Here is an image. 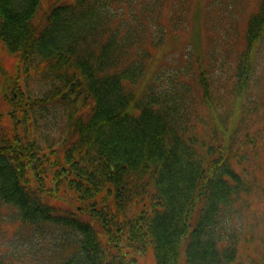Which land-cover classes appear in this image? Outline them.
I'll return each instance as SVG.
<instances>
[{
    "label": "trees",
    "instance_id": "1",
    "mask_svg": "<svg viewBox=\"0 0 264 264\" xmlns=\"http://www.w3.org/2000/svg\"><path fill=\"white\" fill-rule=\"evenodd\" d=\"M46 5L0 0V264H264V0Z\"/></svg>",
    "mask_w": 264,
    "mask_h": 264
},
{
    "label": "rangeland",
    "instance_id": "2",
    "mask_svg": "<svg viewBox=\"0 0 264 264\" xmlns=\"http://www.w3.org/2000/svg\"><path fill=\"white\" fill-rule=\"evenodd\" d=\"M51 0H43L44 6L46 7L49 2ZM245 3H238L236 0L230 1V0H203V7L205 8L204 12L202 13V17L201 20L202 22H206L208 21V19L210 18V16L205 17V13L206 15H212L213 17H218L220 15H223V13H225L227 10L232 9L233 6L235 5L236 10L238 12V15H240L241 17V12H245V9L247 7V2H249V0H245ZM219 4L221 8V10L217 11L219 9ZM233 4V5H232ZM215 8H213V7ZM227 14H224L222 17L227 19ZM234 20V19H233ZM227 24V23H225ZM237 28H240V25L236 26ZM177 47L180 50V53L184 52L185 53V49L186 47H189L188 45L193 42L196 43L197 45H199L201 47V51L203 50L204 47V43H205V38L204 36H199L197 38H194V32L189 31V32H185L183 34H181L178 38H177ZM173 46V44H172ZM172 46H170L167 49V56H165V59H168L169 63L171 65H175V58H176V52L175 47L174 49L172 48ZM260 48V47H259ZM226 58L230 59V55H227ZM160 64V60L157 63H154L153 66H151L149 68V70H147V74L145 75V77L138 83L137 88H141L146 84L147 81L150 78L151 72L155 69L158 68ZM258 76H257V80H256V85L254 88V90L252 89V98H254L255 100H257V103H259V115L260 113H264V93H261L257 90V86L262 89L264 91V60H262V51H260L259 54V58H258ZM252 124V123H251ZM247 134L250 135L251 134V130L248 129L247 130ZM16 214L15 211L13 209H11L9 206L7 205H0V245H5V241L8 239V235H9V230L12 228V226L14 227V225L16 224ZM13 221V222H11ZM14 242V240H12ZM4 250L6 251V248H1L0 249V254H3ZM20 251L19 249H16ZM6 253V252H5ZM4 253V254H5ZM258 254V248L256 247L255 242H241L239 244V248H238V255H237V261H249L250 264H256V261H253V259L257 258ZM8 260V259H7Z\"/></svg>",
    "mask_w": 264,
    "mask_h": 264
}]
</instances>
